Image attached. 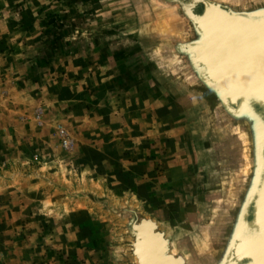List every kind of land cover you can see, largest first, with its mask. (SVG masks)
<instances>
[{"label": "rangeland", "instance_id": "374dc122", "mask_svg": "<svg viewBox=\"0 0 264 264\" xmlns=\"http://www.w3.org/2000/svg\"><path fill=\"white\" fill-rule=\"evenodd\" d=\"M166 20L151 0H0V264L129 257L122 221L106 205L133 204L142 172L133 180L109 170L121 169L120 152L132 155L123 140L164 134L152 126V101L187 91L158 51ZM194 105L186 115L194 186L186 194L202 205L201 216L169 227L188 249L229 186L230 169L211 113ZM148 157L128 162L142 170Z\"/></svg>", "mask_w": 264, "mask_h": 264}, {"label": "water", "instance_id": "95a60500", "mask_svg": "<svg viewBox=\"0 0 264 264\" xmlns=\"http://www.w3.org/2000/svg\"><path fill=\"white\" fill-rule=\"evenodd\" d=\"M151 1L170 13L163 58L211 113L229 186L191 249L138 206L107 204L128 238L124 264H264V0Z\"/></svg>", "mask_w": 264, "mask_h": 264}, {"label": "crops", "instance_id": "0c3cea01", "mask_svg": "<svg viewBox=\"0 0 264 264\" xmlns=\"http://www.w3.org/2000/svg\"><path fill=\"white\" fill-rule=\"evenodd\" d=\"M184 88L187 90L186 92L174 91L166 93L165 95L168 98L164 102L160 100L157 102L152 101L151 110L158 121L152 126L153 128H156V126L162 127V129L165 128L164 134L153 139L145 137L142 140H123L120 143L121 145L126 142L133 145L134 148L130 151L133 156L129 155V157L123 159V152H120L123 149H117L114 153H122L121 169H114L111 166L109 170H116L115 172L121 175L126 174L133 180H135L136 175H140L142 172L141 175L144 178L140 176L131 188L136 193L132 194L134 195V205L138 206L145 214L154 217L169 231L171 226L183 225L186 220L191 224L194 218H200V209L202 207L199 201L197 204V201L194 202V197L192 198L191 195L186 194L191 192L189 189L194 186L192 182L194 177L192 173V167L194 166L193 139H187V135L190 134V125H188L186 115L189 116V114L196 111L194 104L197 97L194 92H191L186 87ZM178 94L179 97L171 98ZM197 100L200 102L199 99ZM146 128H151V124H147ZM128 148L130 149L131 146H128ZM141 153L142 155L140 156L139 154ZM145 155H149V157L146 158V167L142 170L138 169L137 165L132 167L129 165L128 158H136L141 161L142 158L145 159ZM157 162H160L159 168L162 169L160 174L155 171V167L158 165ZM133 163H136V160H133L131 164ZM124 166H126V169H124Z\"/></svg>", "mask_w": 264, "mask_h": 264}, {"label": "bare ground", "instance_id": "6f19581e", "mask_svg": "<svg viewBox=\"0 0 264 264\" xmlns=\"http://www.w3.org/2000/svg\"><path fill=\"white\" fill-rule=\"evenodd\" d=\"M214 1H216V2H219V3H227V4H230V5H232V6H237L238 5V3H239V0H214ZM146 3H147V1H146ZM156 8H158V6L156 5ZM146 9V8H145ZM172 11L174 10V9H171ZM170 13L168 12V11H165V15H167V17H169L168 15H169ZM152 18V17H151ZM166 22H168V20H166ZM165 23V22H164ZM164 27H165V24H163L162 25V30L164 29ZM160 39V44H159V46H158V51H162L161 49H162V40H161V38H159ZM179 70V69H178ZM177 70V71H178ZM193 92H195V91H193ZM196 94V95H195ZM195 96L197 97V99H199L200 101H201V99L198 97L199 95H198V93H196L195 92ZM198 95V96H197ZM238 133L241 135V133L238 131ZM242 136V135H241ZM242 142H243V144L245 145V142L243 141V139H242ZM98 202V201H97ZM208 202V201H207ZM134 204V203H133ZM204 231V230H203ZM204 233V232H203ZM206 233V232H205ZM124 237V236H123ZM205 237V236H204ZM203 237V238H204ZM202 238V239H203ZM202 241V240H201ZM200 241V242H201ZM203 243H204V241H203ZM202 243V244H203ZM205 245V244H204ZM201 246V245H200ZM127 247V246H126Z\"/></svg>", "mask_w": 264, "mask_h": 264}, {"label": "built area", "instance_id": "2783aa9c", "mask_svg": "<svg viewBox=\"0 0 264 264\" xmlns=\"http://www.w3.org/2000/svg\"><path fill=\"white\" fill-rule=\"evenodd\" d=\"M59 133H60V135L62 136V145H63L65 148L70 147V146L72 145V142H71V140L68 138L66 132H65L63 129H61V130L59 131Z\"/></svg>", "mask_w": 264, "mask_h": 264}, {"label": "flooded vegetation", "instance_id": "af4514ba", "mask_svg": "<svg viewBox=\"0 0 264 264\" xmlns=\"http://www.w3.org/2000/svg\"><path fill=\"white\" fill-rule=\"evenodd\" d=\"M172 14V13H171ZM175 74V73H174ZM176 75V74H175ZM188 89V88H187ZM188 90H190V89H188ZM191 92H193L192 90H190ZM195 93V92H194ZM197 93V92H196Z\"/></svg>", "mask_w": 264, "mask_h": 264}]
</instances>
